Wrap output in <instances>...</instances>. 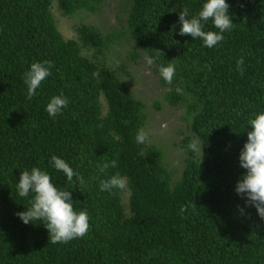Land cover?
<instances>
[{"label": "trees", "instance_id": "16d2710c", "mask_svg": "<svg viewBox=\"0 0 264 264\" xmlns=\"http://www.w3.org/2000/svg\"><path fill=\"white\" fill-rule=\"evenodd\" d=\"M52 1L0 0V264H264V220L234 191L245 173L238 156L248 121L264 112V0H226L234 27L212 48L178 35L179 12L188 7L194 15L206 0H122L126 17L116 32L78 28L82 46L95 53L131 42L129 59L154 60L162 94L151 107H182L181 119L188 122L189 135L177 142L185 157L175 182L160 150L136 143L144 105L111 70L62 38ZM54 1L71 16L92 14L105 0ZM204 30L218 32L211 20ZM241 57L243 75L236 68ZM44 60L53 62L51 75L28 99L24 73ZM169 63L176 67L171 85L159 73ZM60 94L68 106L50 117L46 106ZM193 136L203 146L201 161L187 147ZM52 156L83 176L85 185L68 182L53 168ZM103 160H115L117 167L101 175L97 165ZM33 167L71 191L76 211L88 212L86 236L53 244L43 221L25 225L17 217L31 195L20 197L16 184ZM117 172L127 187L100 191L99 180Z\"/></svg>", "mask_w": 264, "mask_h": 264}, {"label": "clouds", "instance_id": "9594fccd", "mask_svg": "<svg viewBox=\"0 0 264 264\" xmlns=\"http://www.w3.org/2000/svg\"><path fill=\"white\" fill-rule=\"evenodd\" d=\"M229 7L226 0H206L199 12L194 15H190L189 8L185 7L178 15L180 25L178 35H187L193 40L199 38L204 47H215L223 41V33L234 27ZM209 20L212 21L218 32L204 30L205 24ZM155 51L163 55L159 50ZM144 59L146 68L154 64L152 58L145 57ZM243 64V57L236 61V68L241 75L245 71ZM52 67L53 62L49 60L34 62L24 73L23 79L27 86L28 99H32L36 95L42 82L51 75ZM205 67L209 66L205 65ZM175 72L176 67L171 63L159 69L160 77L168 85L172 84ZM68 103L67 97L63 94L53 96L45 111L50 117L61 115ZM248 124L250 131H247V142L243 144L238 156L239 167L244 169L245 173L236 183L234 191L245 200V207L255 208L257 215L264 220V112L255 115L248 121ZM135 140L137 144H145L149 141V133L141 128L138 130ZM187 147L200 157V161L202 160L203 146L199 137L193 136ZM138 155L143 156V150ZM51 162L53 168L62 172L68 182H73L75 178V182L82 187L85 185L83 176L74 171L63 159L52 156ZM116 167L115 160H103L101 164L97 165L98 173L101 175H106L109 168ZM16 187L20 197L31 195L30 206L25 211L16 213L17 217L25 225L33 224L32 222L37 220L43 221V227L48 232V239L50 238L53 244H67L88 234L91 227L88 212L86 210L76 211L71 191L57 188L46 171L33 167L30 171L21 172ZM126 187L127 178L118 172L99 180V188L102 192L112 193L114 189L124 190ZM184 210L182 209V211ZM239 211L243 213L244 209L240 208Z\"/></svg>", "mask_w": 264, "mask_h": 264}, {"label": "rangeland", "instance_id": "374dc122", "mask_svg": "<svg viewBox=\"0 0 264 264\" xmlns=\"http://www.w3.org/2000/svg\"><path fill=\"white\" fill-rule=\"evenodd\" d=\"M121 1L105 0L92 14L82 11L71 16H64L57 9L53 0L50 5V13L56 29L64 40L74 41L80 48V55L88 58L98 67L111 70L126 93L144 105L146 109L144 110L145 121L142 129L149 133V141L145 144L160 150L162 163L171 171V181L175 182L180 176L185 157L184 152L177 147V142L189 135L188 122L181 119L183 116L182 107L169 108L163 103L159 104V110H154L151 107L152 101H159L161 98L162 89L158 86L159 75L153 72L152 66L145 67L144 58L146 56L140 55L136 60L127 57L126 51L132 46L131 42L126 45L120 43L108 45L100 53H95L82 46L79 39L78 28L82 25L94 28L102 34L119 28L126 17V7L122 5ZM99 106L101 114H103L105 105L101 98ZM125 200L126 194H123L122 203L124 206Z\"/></svg>", "mask_w": 264, "mask_h": 264}]
</instances>
